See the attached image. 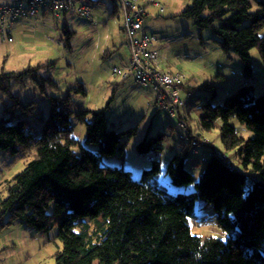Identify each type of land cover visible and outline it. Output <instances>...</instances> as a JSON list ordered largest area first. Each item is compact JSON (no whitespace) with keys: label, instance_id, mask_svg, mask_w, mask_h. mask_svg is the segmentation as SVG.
<instances>
[{"label":"trees","instance_id":"16d2710c","mask_svg":"<svg viewBox=\"0 0 264 264\" xmlns=\"http://www.w3.org/2000/svg\"><path fill=\"white\" fill-rule=\"evenodd\" d=\"M191 2L180 17L200 30L210 29L224 54L234 51L240 57L245 74L252 75L253 49L264 64L260 36L264 0L258 1L255 14L250 13L249 0ZM113 4L115 14L119 8ZM64 31L69 37L67 27ZM42 69L43 65H37L17 73L0 72V151L13 159L32 158L20 174L4 183L0 227L19 222L44 234L57 227L62 249L55 264H264V91L256 97L250 87H241L223 105L208 101L197 116L199 131L195 132L189 127L194 94L187 90L193 96L178 118L187 124L184 130L189 139L167 166L170 183L176 187L194 183L186 168L193 140L203 145L201 152L206 149L212 156L193 193L171 195L158 181L159 160L138 181L122 167L104 165L103 159L116 155L124 160L125 133L108 129L105 111L78 108L71 95L48 96L47 89L58 90L59 84L43 77ZM31 82L50 99L46 115L36 102L25 103L14 95L15 88H26ZM72 116L85 124L86 143L96 146L97 153H75L79 142ZM232 119L245 125L253 137L239 136L230 124ZM214 131L228 160L219 157L212 140L203 135ZM165 139L164 133L146 137L138 150L142 154L153 150L159 156ZM250 176L252 185L246 193ZM198 200L213 205L227 242L192 234L190 219Z\"/></svg>","mask_w":264,"mask_h":264},{"label":"rangeland","instance_id":"374dc122","mask_svg":"<svg viewBox=\"0 0 264 264\" xmlns=\"http://www.w3.org/2000/svg\"><path fill=\"white\" fill-rule=\"evenodd\" d=\"M154 1L159 6L148 5L143 34L155 35L160 39L161 69L184 75L187 80L185 90L193 91L192 104L195 110L193 121L189 123L191 129L199 131L197 116L208 101L211 100L212 105H223L241 87H250L256 97L263 93L264 64L257 49L250 52V76L245 74L244 64L234 51L229 54L222 52L216 42L218 38L210 29L200 30L191 20L180 17L192 5L191 0ZM249 1L252 5L250 13H257L259 0ZM83 2L93 8V23L89 24V21L76 15L56 17L42 12L30 19L18 21L12 32L14 43L0 41V72L17 73L29 66L43 65L41 75L51 77L59 84L58 90L47 89L48 96L64 98L71 95L78 108L93 112L105 111L108 129L125 133L122 137L126 143L124 160L116 155L103 159L104 165L122 167L130 171L133 179L138 181L143 171L152 169L153 161L159 160L161 174L158 181L167 193H193L207 161L196 159L198 166L193 167L189 163L191 156L188 157L186 168L195 178L194 183L188 187L172 185L166 175L173 156L187 145L183 139L185 130L179 126V118L169 117L164 109L147 101L143 95L146 89H133V78L125 86H120L119 79L113 75V69L123 67L130 57L123 34L121 11L113 15L115 5L111 1ZM161 7L164 8L163 12ZM245 25H249V22ZM65 27L70 32L69 37L64 31ZM260 36L264 38V29L260 31ZM14 95L25 103L36 102L45 115L48 113L50 99L43 96L33 82L26 88H15ZM181 95L183 99L186 98L184 91ZM2 113L0 99V115ZM71 121L79 142L74 149L75 153L78 156L84 151L97 153L96 146L86 143L85 124L79 123L75 116H72ZM230 124L245 140L253 137V133L237 119H232ZM160 133H164L166 139L161 144L163 151L159 156L153 150L144 154L139 152L138 146L146 137H156ZM217 133L214 131L203 135L212 140L217 152L222 154V144ZM202 154L208 160L211 157L207 151ZM31 160V157L13 159L10 153L0 151V195L5 189V181L20 174ZM251 176L248 178L246 193L251 189ZM52 211L53 205L48 213ZM6 222H10L8 217ZM190 225L195 236L228 241V237L218 227L213 205L203 200L196 202ZM57 231L55 227L48 234L39 233L19 222L0 227V264H55V257L62 249L61 241L56 238Z\"/></svg>","mask_w":264,"mask_h":264},{"label":"built area","instance_id":"2783aa9c","mask_svg":"<svg viewBox=\"0 0 264 264\" xmlns=\"http://www.w3.org/2000/svg\"><path fill=\"white\" fill-rule=\"evenodd\" d=\"M83 1L85 0H0V41L14 43L12 32L16 23L30 19L41 12L51 13L56 17L66 14L76 15L93 23V8ZM99 1H111L121 11L123 33L130 51L127 66L114 68L113 75L122 82L133 78L132 81L137 87L146 89L149 95H153L151 100L154 105L164 109L169 117H178L186 108V100L192 98L193 94L184 89L187 84L184 75L161 69L160 39L155 35L143 34L148 5L156 7L159 5L154 0ZM160 10L163 12L164 8L161 7ZM183 91L186 93V99L181 95ZM179 126L183 129L187 128V124L181 120ZM183 139L189 138L185 135ZM191 146V157L206 162L207 157L201 152L203 145L193 140ZM209 154L212 156V153ZM218 156L228 160L225 154Z\"/></svg>","mask_w":264,"mask_h":264},{"label":"crops","instance_id":"0c3cea01","mask_svg":"<svg viewBox=\"0 0 264 264\" xmlns=\"http://www.w3.org/2000/svg\"><path fill=\"white\" fill-rule=\"evenodd\" d=\"M114 15V14H113ZM86 21V20H85ZM89 24H90V22H89ZM123 24V23H122ZM145 24V23H144ZM161 46V45H160ZM129 61V60H128ZM128 61H127V63L123 66V67H125V66H127V64H128ZM127 81L128 80H126V81H124V82H122L121 80H119V85L120 86H125L126 85V83H127ZM133 82V81H132ZM135 85V83L133 82V89H138V90H142V88H139V87H137L136 85ZM145 93L143 94L144 95V97H145V99L147 100V101H149L151 104H152V98H151V96L149 95V93L147 92V91H144ZM154 105V104H153ZM171 149V148H170ZM216 149V148H215ZM217 150V149H216ZM207 150L205 149V150H203L202 152L203 153H205ZM220 152H224V150H223V148H221V150H220ZM189 163H190V165L191 166H193V167H197L198 166V162H197V160H195V159H192L191 157H190V160H189Z\"/></svg>","mask_w":264,"mask_h":264}]
</instances>
